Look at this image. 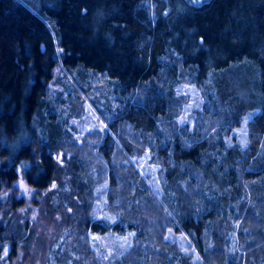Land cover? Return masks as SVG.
<instances>
[{
    "label": "trees",
    "instance_id": "trees-1",
    "mask_svg": "<svg viewBox=\"0 0 264 264\" xmlns=\"http://www.w3.org/2000/svg\"><path fill=\"white\" fill-rule=\"evenodd\" d=\"M57 46L66 71L109 79L110 97L94 105L104 126L87 146L65 132L47 95ZM228 68L244 72L237 94ZM182 78L202 93L193 127L175 117ZM67 101L76 112L79 100H59ZM253 108L247 144H228ZM89 148L107 167L113 218L94 217L83 199L101 179ZM143 150L160 166L159 192L132 165L130 156ZM117 152L125 163H114ZM19 174L38 188L56 181L41 205L47 213L69 208L61 223L79 239L73 263L83 264L84 254L99 264L84 240L89 231L131 230L134 244L112 264H264V0H0L1 210L21 202L12 185ZM0 228L12 260L14 241L7 225ZM168 229L184 233L200 259L166 239ZM52 257V264L68 259Z\"/></svg>",
    "mask_w": 264,
    "mask_h": 264
},
{
    "label": "rangeland",
    "instance_id": "rangeland-1",
    "mask_svg": "<svg viewBox=\"0 0 264 264\" xmlns=\"http://www.w3.org/2000/svg\"><path fill=\"white\" fill-rule=\"evenodd\" d=\"M60 50V47L57 46L58 64L54 67L52 78L48 82L47 95L48 97H53L52 99L56 101L55 109L57 116H54L65 123V132L68 134L70 132L74 136L76 144L87 146L88 137H90L91 132L96 129L101 130L104 126L99 117V112L94 108V105L100 106L106 94L110 97L109 79L106 74L91 71L87 68L84 70V77H78L75 73L76 69L74 68L71 71H66L64 66L59 63L61 59ZM84 71L82 70V72ZM242 73L244 72H239L236 68H228L226 70V76H224L227 86L230 88L229 90H233L235 88L234 85L238 86L236 84L239 80L238 75L241 76ZM247 74L251 76L252 71L249 69ZM71 78H75V82ZM229 81L231 84H229ZM175 89L178 95H180V106L175 117L181 123H188L190 127L195 126L196 117L193 111H196L202 103L200 88L182 78L177 82ZM245 91L247 94V90L242 92ZM233 92L237 94L235 89ZM61 97L64 99L68 97L78 99L77 111H72L70 101L60 103L59 100ZM254 110L255 108L249 110L243 116L241 123L231 128V131L226 136L228 144H240L241 146L247 144V119ZM206 129L207 127L205 125L203 131ZM63 150H58L56 155L61 154ZM89 150L92 155V159L90 160L92 174L94 176L99 175L101 179L99 181L94 180V182L92 180L90 185L84 189L83 199L87 200L90 205L92 204V215L94 217L113 218L115 216L114 203L109 198L112 187L105 177L107 167L102 165L103 168H100L98 166V162L101 163L99 157L95 156L90 148ZM130 159L133 163L132 165L137 167L145 176L148 185L153 190L159 192L160 166L152 160L150 152L143 150L131 155ZM113 161L115 164L125 163L122 154L119 152L113 157ZM117 169L120 168L118 167ZM94 183H96L95 186ZM12 185L18 189V192L15 191L14 194L21 196L22 200L15 208L6 205L2 210L0 209V224L7 225V231L11 233L10 240L14 241L12 252L15 253V256L10 260L11 256L8 255V251L11 250L12 245L7 243L9 242L7 239L0 240V264H43L48 260V263L52 264V255L55 251L60 257H68L64 261L65 264H78L77 262L73 263L71 258L75 256L78 250L80 251L79 239L76 238L74 240L76 233L61 223L67 217V212L70 213L69 208L66 207L62 210H53L51 213H47L46 210L43 211L41 205L42 195L50 187H55L57 185L56 181L53 180L45 187L38 188L29 184L22 174H19L18 178L12 182ZM3 203L5 201L0 198V205H3ZM4 209H7L5 213ZM43 212H46V214ZM152 221V219L146 216V227L150 226ZM241 225L243 229L250 228L248 222L247 224L241 223ZM229 226L227 240L231 245H234L236 238L234 223H230ZM225 228L226 225H224ZM0 230L3 229L0 228ZM125 237H127V240H124ZM164 237L170 241H175L177 246L183 252L191 254L193 259H200L198 252L193 246L194 244H191L192 241L184 233L168 229ZM87 239L89 240L88 247L96 257L94 261H99V264L114 263L117 257L125 253L134 244L133 232L131 230L124 232H115L112 230H106L104 232L89 231L85 235L84 240L87 242ZM229 249H231L230 245ZM87 257L82 254L83 264H88L90 256L87 255Z\"/></svg>",
    "mask_w": 264,
    "mask_h": 264
},
{
    "label": "snow or ice",
    "instance_id": "snow-or-ice-1",
    "mask_svg": "<svg viewBox=\"0 0 264 264\" xmlns=\"http://www.w3.org/2000/svg\"><path fill=\"white\" fill-rule=\"evenodd\" d=\"M53 186H55V185H53ZM124 240H127V237H125Z\"/></svg>",
    "mask_w": 264,
    "mask_h": 264
}]
</instances>
